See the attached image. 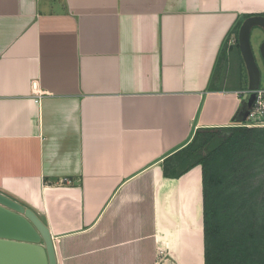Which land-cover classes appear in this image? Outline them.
<instances>
[{
    "label": "crops",
    "instance_id": "crops-1",
    "mask_svg": "<svg viewBox=\"0 0 264 264\" xmlns=\"http://www.w3.org/2000/svg\"><path fill=\"white\" fill-rule=\"evenodd\" d=\"M263 14L264 0H0V194L44 223L57 264H205L201 167L169 178L162 163L198 129L245 122L232 30Z\"/></svg>",
    "mask_w": 264,
    "mask_h": 264
},
{
    "label": "trees",
    "instance_id": "trees-1",
    "mask_svg": "<svg viewBox=\"0 0 264 264\" xmlns=\"http://www.w3.org/2000/svg\"><path fill=\"white\" fill-rule=\"evenodd\" d=\"M195 166L202 175L205 264H264V128L198 129L163 160V175L179 178Z\"/></svg>",
    "mask_w": 264,
    "mask_h": 264
},
{
    "label": "water",
    "instance_id": "water-1",
    "mask_svg": "<svg viewBox=\"0 0 264 264\" xmlns=\"http://www.w3.org/2000/svg\"><path fill=\"white\" fill-rule=\"evenodd\" d=\"M264 31V16H252L241 23L237 33L238 48L247 73L244 95L246 119L264 72V41L257 53L251 47L253 29ZM257 54V55H256ZM0 264H57L48 228L28 208L0 194Z\"/></svg>",
    "mask_w": 264,
    "mask_h": 264
},
{
    "label": "built area",
    "instance_id": "built-area-1",
    "mask_svg": "<svg viewBox=\"0 0 264 264\" xmlns=\"http://www.w3.org/2000/svg\"><path fill=\"white\" fill-rule=\"evenodd\" d=\"M33 92L36 91V85L32 86ZM255 95L254 103L248 112L245 122L239 126L247 128H264V89L258 88L253 92ZM247 94V92L245 93ZM37 102V100H35ZM68 179H62L61 183H68Z\"/></svg>",
    "mask_w": 264,
    "mask_h": 264
},
{
    "label": "rangeland",
    "instance_id": "rangeland-1",
    "mask_svg": "<svg viewBox=\"0 0 264 264\" xmlns=\"http://www.w3.org/2000/svg\"><path fill=\"white\" fill-rule=\"evenodd\" d=\"M250 44H251L252 49H254V52L257 53L256 48H255L256 47L255 46L256 41L253 38L252 34L250 36ZM260 88H263L264 89V72H262V75H261ZM225 136H226L225 133L221 134V138H223Z\"/></svg>",
    "mask_w": 264,
    "mask_h": 264
}]
</instances>
